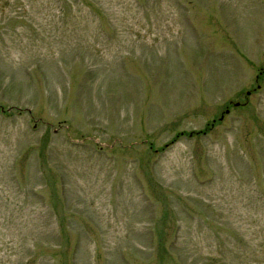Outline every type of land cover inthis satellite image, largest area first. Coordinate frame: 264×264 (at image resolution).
Returning <instances> with one entry per match:
<instances>
[{
    "label": "rangeland",
    "instance_id": "obj_1",
    "mask_svg": "<svg viewBox=\"0 0 264 264\" xmlns=\"http://www.w3.org/2000/svg\"><path fill=\"white\" fill-rule=\"evenodd\" d=\"M0 106V264H264V0H0Z\"/></svg>",
    "mask_w": 264,
    "mask_h": 264
},
{
    "label": "water",
    "instance_id": "obj_2",
    "mask_svg": "<svg viewBox=\"0 0 264 264\" xmlns=\"http://www.w3.org/2000/svg\"><path fill=\"white\" fill-rule=\"evenodd\" d=\"M236 105L238 104V102L235 103ZM12 107H9L8 109H11ZM1 110H4V107L0 106ZM28 112H30V109H27ZM226 112H228V109L225 110Z\"/></svg>",
    "mask_w": 264,
    "mask_h": 264
}]
</instances>
